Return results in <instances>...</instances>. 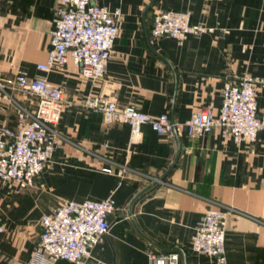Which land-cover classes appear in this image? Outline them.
<instances>
[{
	"label": "crops",
	"instance_id": "crops-1",
	"mask_svg": "<svg viewBox=\"0 0 264 264\" xmlns=\"http://www.w3.org/2000/svg\"><path fill=\"white\" fill-rule=\"evenodd\" d=\"M148 1L97 0L121 14L104 74L94 82L69 60L48 71L36 67L47 55L58 0L1 1L2 74L45 76L61 85L63 101L57 143L34 185L0 179V264L27 260L40 216L62 200L109 194L115 208L103 238L81 262L57 258L52 264H147L149 250H176L179 264H221L190 248L193 225L213 207L228 211L225 261L264 264V0H153L143 12ZM154 7L188 10L190 22L213 29L187 34L181 43L152 37ZM243 75L257 80L262 127L255 139L235 142L216 127L188 135L182 122L190 112L207 105L216 112L223 82ZM7 91H0V126L12 127L17 104L33 109L36 98ZM88 94L131 103L151 116L166 112L180 125L174 134L142 124L140 138L126 148L128 124L105 122L83 104Z\"/></svg>",
	"mask_w": 264,
	"mask_h": 264
},
{
	"label": "built area",
	"instance_id": "built-area-1",
	"mask_svg": "<svg viewBox=\"0 0 264 264\" xmlns=\"http://www.w3.org/2000/svg\"><path fill=\"white\" fill-rule=\"evenodd\" d=\"M120 14L119 7L109 10L97 0H58L49 31L47 55L45 60L36 63V67L48 71L61 68L69 60L91 82L101 78ZM189 16L188 10L154 7L149 33L152 37H172L181 43L187 34L197 35L213 29L212 26L190 22ZM256 81L247 75L226 79L216 112L209 105L202 106L191 111L182 122L187 134L201 137L216 127L222 137H231L235 142L253 141L262 127L256 115ZM9 89L28 93L36 98V103L33 109L18 103L17 124L0 126V179L11 181L19 188H28L34 185L36 176L51 159L57 143L55 126L60 118L63 89L45 76H29L19 70L7 77L0 70V91L8 95ZM83 104L98 110L105 122L128 124L126 148L140 138L142 124H149L157 133H172L180 125L171 121L166 112L151 116L131 103L118 104L106 96L88 94ZM103 170L110 171V168L104 167ZM114 208L111 194L100 199L62 200L40 216L38 240L23 264H52L57 258L81 262L107 233V214ZM227 212L220 207L204 212L193 225L191 250L217 263L228 264L223 255ZM4 230L0 211V233ZM178 260L176 250L147 252V264H179Z\"/></svg>",
	"mask_w": 264,
	"mask_h": 264
},
{
	"label": "water",
	"instance_id": "water-1",
	"mask_svg": "<svg viewBox=\"0 0 264 264\" xmlns=\"http://www.w3.org/2000/svg\"><path fill=\"white\" fill-rule=\"evenodd\" d=\"M152 1H153V0H149V1L146 3L145 7L143 8V12H144L145 9H146V8L152 3ZM143 12H142V13H143ZM170 120L173 121V118L170 117ZM173 132H174V134H175V132H176L175 129H173ZM178 150H179V147H178L177 151H178ZM160 177H161V176H160Z\"/></svg>",
	"mask_w": 264,
	"mask_h": 264
},
{
	"label": "rangeland",
	"instance_id": "rangeland-1",
	"mask_svg": "<svg viewBox=\"0 0 264 264\" xmlns=\"http://www.w3.org/2000/svg\"><path fill=\"white\" fill-rule=\"evenodd\" d=\"M11 90H12V91L15 90V91H17V92H20V93L25 94L27 97H30V95H29L28 93H25V92H23V91H21V90H19V89H11Z\"/></svg>",
	"mask_w": 264,
	"mask_h": 264
}]
</instances>
